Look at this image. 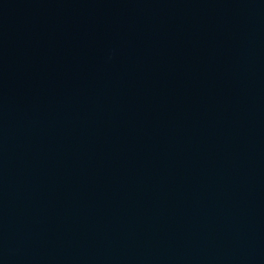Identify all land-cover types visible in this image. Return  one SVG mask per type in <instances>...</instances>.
<instances>
[{
  "label": "water",
  "instance_id": "obj_1",
  "mask_svg": "<svg viewBox=\"0 0 264 264\" xmlns=\"http://www.w3.org/2000/svg\"><path fill=\"white\" fill-rule=\"evenodd\" d=\"M0 264H264V0H0Z\"/></svg>",
  "mask_w": 264,
  "mask_h": 264
}]
</instances>
